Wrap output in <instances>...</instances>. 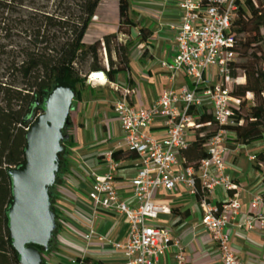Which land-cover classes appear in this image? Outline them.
Returning <instances> with one entry per match:
<instances>
[{
	"label": "built area",
	"instance_id": "built-area-1",
	"mask_svg": "<svg viewBox=\"0 0 264 264\" xmlns=\"http://www.w3.org/2000/svg\"><path fill=\"white\" fill-rule=\"evenodd\" d=\"M178 6L179 22L172 53L168 59L160 60L168 84L154 102L148 105L133 102L135 90L128 82L129 70L124 72L123 81L117 77L110 81L105 70L86 74L85 84L107 86L116 93L110 103L120 129L115 148L133 149L138 156L135 175L124 183L117 178L121 162L112 159L111 150L103 153L105 171L91 174L88 200L97 214L125 218V239L113 244L121 252V264H157L173 246L178 250L172 254L171 264L187 263L170 229L155 222L168 209L154 201V193L178 188L197 197L202 213L199 224L218 242L222 264H244L234 256L227 233L229 215L236 213L239 203L229 199V203L222 202L221 208L217 205L220 193L237 189L225 164L227 144L234 142L235 137V132L227 127L235 125L233 116L240 101L232 94L233 79L229 72L230 63L238 55L232 28L238 5L236 0H207L204 4L201 0H180ZM119 48L121 60L126 63L129 60L126 45ZM105 61L107 67V57ZM177 73H182L189 83L184 81L173 87ZM204 111L223 128L202 144L208 154L206 158L196 166H184L180 152L194 138L199 126L197 118ZM155 121L163 127L159 136L151 133ZM259 204L264 206V200L257 195L251 206L256 208ZM257 217L264 229V213L256 209L244 221L249 229L254 228ZM93 233V229H85L84 237L90 239Z\"/></svg>",
	"mask_w": 264,
	"mask_h": 264
},
{
	"label": "trees",
	"instance_id": "trees-1",
	"mask_svg": "<svg viewBox=\"0 0 264 264\" xmlns=\"http://www.w3.org/2000/svg\"><path fill=\"white\" fill-rule=\"evenodd\" d=\"M38 0H0V39L14 42V30L27 33L29 39L21 49L11 50V54L0 59L4 67H0V264H20L19 255L14 249L7 226L6 209L11 199V184L8 171L18 166L23 160L25 146V127L27 119L43 108V102L52 86L58 81H65L72 87L74 98H80L85 92V77L76 69L77 60H84L89 55L95 61L91 70H105L110 81H114L118 73L128 70V63L114 62L111 59V42L114 39L123 42L130 35L131 29L137 27L141 41H146L151 31L130 17V0H117L120 22L114 33L104 35L89 46L84 43V36L92 21L100 0H75V7L59 8V15L41 11ZM62 4L65 0H56ZM207 0H201L204 4ZM238 9L233 21L235 37L234 49L238 52L236 59L230 63L229 72L233 79L232 94L239 97V109L233 118L235 125L227 128L235 132L233 141L239 145H247L257 140H264V0H236ZM25 19L18 21L14 14H24ZM65 30V36L49 35V29ZM124 39V40H123ZM102 44L107 54V67L97 61L98 45ZM121 45H125L120 43ZM120 45V46H121ZM7 46L0 40V49ZM242 47H247L242 52ZM2 52V53H1ZM18 52V53H17ZM255 53L252 56L251 53ZM146 50L141 56H145ZM3 51H0L2 56ZM21 59L18 60V58ZM247 95H251L252 103L248 104ZM72 111V103L68 122ZM198 128L194 138L180 152L184 166H196L200 160L208 156L202 144L216 135L223 127L213 121L211 114L204 111L197 118ZM68 126V123L62 131ZM102 158V156H99ZM111 157L116 162L136 160L137 153L133 149H115ZM63 163H59V167ZM254 170L262 173L264 182V149L254 156ZM235 190L229 191V196ZM264 200V193H262ZM49 200L52 204L51 193ZM222 202L217 203L221 208ZM54 213L55 228L57 212ZM172 216H179L178 224L189 215V210L171 209ZM54 228V229H55ZM56 244L55 231L51 233L47 250ZM40 253L45 248L33 244ZM42 255V254H41ZM42 257V256H41ZM78 264H101L90 257H77ZM42 264H46L43 261Z\"/></svg>",
	"mask_w": 264,
	"mask_h": 264
},
{
	"label": "rangeland",
	"instance_id": "rangeland-1",
	"mask_svg": "<svg viewBox=\"0 0 264 264\" xmlns=\"http://www.w3.org/2000/svg\"><path fill=\"white\" fill-rule=\"evenodd\" d=\"M37 2L41 6V11L53 15V18L59 15L60 6H70L73 8L76 3L75 0H65L62 4L56 0H38ZM131 5V19L140 23L142 21L136 20V16L143 13L142 8L152 9L151 5H154V0H145V2L132 0ZM25 14V12L19 15L14 14L13 18L21 21L27 17ZM157 16L154 15L152 18L159 19L160 17ZM119 21L117 0H100L96 13L86 30L84 36L85 45L89 46L96 40H101L104 35L114 33ZM156 23H159L158 20H156ZM4 33V31L0 32V36L3 37L2 35ZM65 33V30L57 31L56 28L49 29V35L51 36L55 34L56 36L64 37ZM12 34L14 42L11 44H8L10 43L8 39H0L2 44L7 45L5 48L0 49V51H3L0 59H3L6 54L10 55L12 53L11 50L19 51L23 45L27 44L26 41L29 39L27 33L14 30ZM172 36H174V33ZM124 39L123 42H119L117 39L111 42L110 54L112 61H122V56L119 54L121 53L119 47L121 45L120 43L125 44L126 53L129 56V60L127 61L130 72L129 84L136 88V85H139L142 81L155 80V87L150 96L156 99L161 89L166 86L165 82L167 80H164L165 78L162 76L163 72L158 71L160 68V60L158 56L154 55L153 38L148 41H141L138 28L133 27L130 35ZM145 50V56H141ZM246 50L247 47H242V52ZM251 55L255 56L256 54L253 52ZM105 57H107V54L105 56L104 47L102 44H99L97 61L103 67L106 64ZM149 60H154L152 66H150ZM94 61L95 59L89 55L84 60H77L74 65L84 75L91 71V64ZM1 63L0 67H4ZM117 78L120 81L126 80L125 73L118 74ZM158 78H160L162 86L158 84ZM184 81L182 74L177 73L173 79V87H179ZM86 87V94L81 95L80 98H74L72 101L70 120L68 126L62 131V138L60 140L63 148L57 155L58 163H63V165L55 171L54 180L49 186L52 198V204L50 203V206L57 212L58 225L52 231H55L56 244L52 246L51 250L48 251L45 248V251L40 253L46 264H77V257H90L94 260H99L101 264H111L116 261V258L113 257L118 254L117 251L112 249V244L123 242L126 236V227H124L123 223L119 226L117 224L113 225L114 229L111 226H109L108 230L106 228L103 229L102 226L104 223H102V220L104 217L93 211L91 203L88 200V192L91 188V174L98 171L97 167L102 163L104 158L103 153L110 151L114 146L108 139L107 127L112 121L110 103L115 99L116 94L107 86L90 87L88 85ZM251 103L252 97L249 96L248 104ZM85 121L87 122V128L84 125ZM86 133L89 134L86 135ZM263 148L264 140L254 141L249 145H239L232 141L227 144L225 165L227 173L236 183L237 189H235L233 196H226L222 193L217 196L218 201L225 204L229 203V199H235L239 203L236 213L229 215L228 223L230 225L231 222H234L239 229L247 232V236L250 239H256L264 235L261 232L263 228L260 225L261 219L259 217L253 221V229H249L244 222L252 209L264 213V206L260 204L256 208H252L251 206L257 195L261 196L264 193V182L261 181V175L255 174L252 168L254 162L253 157ZM99 155L102 158H96ZM232 163L239 164L240 168L245 172L246 175L243 179H246L244 183L253 184L248 188V191L238 185L239 180L234 175L237 172L231 171ZM252 174L256 177H252ZM163 202L166 204L170 203L168 200H164ZM193 206L196 211L195 208L198 207V204H194ZM90 228L93 229L94 233L90 239H86L84 237V231ZM119 233L121 234L119 235ZM209 234L216 246L219 260L221 261L220 246L213 238L212 233L209 232ZM100 235H103V238ZM172 237L178 241L183 254H185L180 239L175 236ZM229 243L236 259L244 264H248L232 248L231 238L229 239ZM173 248L175 249L172 251V254L178 250L177 246H173Z\"/></svg>",
	"mask_w": 264,
	"mask_h": 264
},
{
	"label": "crops",
	"instance_id": "crops-1",
	"mask_svg": "<svg viewBox=\"0 0 264 264\" xmlns=\"http://www.w3.org/2000/svg\"><path fill=\"white\" fill-rule=\"evenodd\" d=\"M138 1L145 2V0H138ZM179 1L180 0H154V5H151L152 9L142 8L143 13L136 16V20L142 21L140 22V24L142 26L147 27L151 31V35L147 39V41L153 38L152 45H153L154 55L158 56L159 60L168 59L171 56L172 53L171 48L174 39V36H172V34L173 33L175 34V28L179 22V14H180L179 6H178ZM131 2L132 0H130V8L132 6ZM154 15H158L160 18L159 19L152 18ZM156 20H158L159 22L158 24L156 23ZM152 62L154 64V60ZM158 71L163 72L161 68H159ZM162 76L164 77L163 73ZM182 78L187 83H189V80L183 77V74H182ZM154 81L155 80H145L142 81L139 85L137 84L136 88L133 86L135 90L133 96L134 103L148 105L156 100L150 96L153 88L155 87ZM158 84L162 86V82L160 81V78H158ZM165 84L167 86L168 82H165ZM90 87H95V86H90ZM97 87H105V86L97 85ZM86 89L87 87L85 88V92H83L82 95L86 94L87 92ZM111 119L112 121L111 123H109V126L107 127V136L110 142H112L114 145L113 148L111 149L113 151L116 149L115 141L117 140L120 134V129L117 120L112 114V112H111ZM84 125L85 127L87 126L86 121ZM151 133L155 136H159L161 133H163V127H161L159 121H155L153 123V125L151 126ZM88 134L89 133H86V135ZM257 141H262V140H257ZM99 156H96V158H101ZM136 161L137 159L126 160L121 162V167L117 172V178L122 182L127 183L136 173V169H137ZM97 168L98 171L95 173H102L105 171V164L103 160L102 163H100V165H98ZM231 171L237 172L234 175L235 178L239 180L238 185L242 186L243 189H246L248 191V188L251 187V185L253 184L244 183V180L246 178L245 179L243 178L245 177L246 174L240 168V165L237 163H232ZM253 172L255 174L257 173L261 175V181H262V177H263L262 173L254 169ZM251 176L254 178L256 177L253 174ZM123 187H124V191L128 192L129 190L128 187L126 185L125 186L123 185ZM222 194L229 196V192H225ZM153 198L156 203L163 204L168 209V212L159 215L155 220V222L170 228L172 236L178 237L180 239L181 244L184 248V253H185L184 255L187 261L186 264H222L221 261L219 260L216 246L212 241L209 232L207 231V229H205L202 225L199 224V221L202 217L201 209L198 208L199 207L198 206L197 208H195L196 209L195 211L193 206L194 204L197 205V197L194 196L191 197L183 189L178 188L172 191H165L163 189H159L154 193ZM164 200H168L170 201V203L166 204L163 202ZM172 208H179L180 211L189 210V215L183 220H181V222L176 224V222L179 220V216H174V217L172 216L171 213ZM101 216L104 217L102 220V223H104V225L102 226L103 229L106 228V230H108L109 226H111L112 229H114L113 225L117 224V226H119L120 224L123 223L124 227H126L127 230V223L124 217L111 215V214H102ZM261 232L264 234V229ZM227 233L230 235L232 241V248L236 252H238V254L248 264H264V235L259 236L256 239H250V237L247 236V232L245 230L239 229L234 222H231V224L228 225ZM120 234L121 233H119V235ZM100 236L103 238V235ZM113 244H112V249L114 251H117L118 254H116L115 257H113L116 258V261H114L111 264H121L122 261L121 252L115 249ZM174 249L175 248L171 247L159 259L157 264H171L172 251Z\"/></svg>",
	"mask_w": 264,
	"mask_h": 264
},
{
	"label": "water",
	"instance_id": "water-1",
	"mask_svg": "<svg viewBox=\"0 0 264 264\" xmlns=\"http://www.w3.org/2000/svg\"><path fill=\"white\" fill-rule=\"evenodd\" d=\"M73 99L70 84L58 81L53 85L44 100L43 113L27 120L30 124L25 132L24 160L8 171L11 199L6 209L7 226L21 264H42L33 244L47 248L55 228L49 186L59 167L62 129Z\"/></svg>",
	"mask_w": 264,
	"mask_h": 264
},
{
	"label": "flooded vegetation",
	"instance_id": "flooded-vegetation-1",
	"mask_svg": "<svg viewBox=\"0 0 264 264\" xmlns=\"http://www.w3.org/2000/svg\"><path fill=\"white\" fill-rule=\"evenodd\" d=\"M82 75V74H81ZM82 76H84L85 78H86V74H84V75H82ZM53 87V86H52ZM48 94V93H47ZM47 96V95H46ZM46 98V97H45ZM45 100V99H44ZM43 104H44V102H43ZM41 113H43V108H42V110L41 111H39L38 113H36V114H32V116H33V118L35 119V118H37V116L39 115V114H41ZM30 117V116H29ZM28 120V119H27ZM26 123H27V126L24 128L25 129V132H26V129H28V127H29V124H30V121L28 122V121H26ZM67 123H68V121H67ZM66 123V124H67ZM65 124V125H66ZM65 127V126H64ZM63 127V128H64ZM25 144H26V142H25ZM25 147V146H24ZM24 151V150H23ZM23 156H24V153H23ZM14 167H16V166H14ZM14 167H12V168H14ZM21 264V263H20Z\"/></svg>",
	"mask_w": 264,
	"mask_h": 264
}]
</instances>
